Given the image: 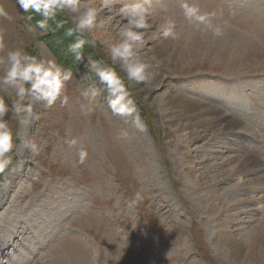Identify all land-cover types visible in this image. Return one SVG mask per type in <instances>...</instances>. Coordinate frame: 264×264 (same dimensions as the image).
<instances>
[{
	"label": "rangeland",
	"instance_id": "obj_1",
	"mask_svg": "<svg viewBox=\"0 0 264 264\" xmlns=\"http://www.w3.org/2000/svg\"><path fill=\"white\" fill-rule=\"evenodd\" d=\"M188 2L215 13L214 23L264 54V0ZM180 3L151 0L153 28L140 52L151 77L130 89L140 131L131 117L111 115L106 92L92 113L80 107L82 84L103 89L88 61L110 62L108 45L122 22L119 2L110 13L112 28L98 31L96 47L85 44L77 62L68 50L76 34L30 32L35 21L24 18L15 0H0L12 17H0V56L22 48L73 71L66 103L36 102L26 129L11 121L19 135L12 154L17 171L0 177L10 181L0 184V234L7 235L4 224L15 213L26 217L18 227L24 233L11 224L10 241L0 243V264H264V59L229 60L218 37L188 23ZM165 17L182 32L178 40L156 36ZM192 100L206 106L195 112ZM229 121L235 129L225 127ZM26 137L37 142V152L24 148ZM238 163L244 168L231 171ZM136 191L144 199L129 208Z\"/></svg>",
	"mask_w": 264,
	"mask_h": 264
},
{
	"label": "clouds",
	"instance_id": "obj_2",
	"mask_svg": "<svg viewBox=\"0 0 264 264\" xmlns=\"http://www.w3.org/2000/svg\"><path fill=\"white\" fill-rule=\"evenodd\" d=\"M117 2L119 7L116 8V13L122 22L116 29V37L108 45L110 62L88 61V67L94 70L103 89L95 82L82 84L79 89V98L82 101L80 107L84 114L92 113L101 104L99 98L106 92V107L111 115L125 119L131 117L133 126L143 131L144 125L130 89L134 85L147 82L151 77L150 65L140 55L146 44L145 36L153 28L151 18L154 11L151 0H99V4L96 0H15L16 5L23 10L24 18L35 21L34 25H28V31L39 30L46 36L65 29V38L76 34L77 39L69 43L68 50L74 53L77 62L84 59L85 44L96 47L95 34L98 31L107 32L112 28L110 13ZM180 8L188 23L202 26V30L210 32L213 37H222L225 34L224 25L213 22L215 13L201 12L195 3L188 0H181ZM102 11L109 14L101 15ZM58 15L63 18L58 19ZM0 17L5 20L12 19L3 7H0ZM69 22L72 26L65 28ZM181 35L182 32L177 30L175 21L170 17L163 18L156 32V36L163 40L175 41ZM3 48V33L0 32V50ZM72 78L73 71L70 67H64L55 59L46 60L32 55L22 48L9 49L0 56V177L5 176L6 172L15 174L17 171L13 167L12 154L19 135L13 131L11 121L15 119L18 128L26 129L36 118V102L44 101L47 108H52L58 100L66 103L67 97L63 93ZM10 90L14 98H6ZM69 143L74 145L76 140L72 139ZM23 146L26 150L38 151L37 142L31 137L24 139ZM78 156V163L83 164L87 152L81 149ZM7 183L10 181H0L4 186ZM143 199V193L136 191L128 201V207L139 205Z\"/></svg>",
	"mask_w": 264,
	"mask_h": 264
},
{
	"label": "bare ground",
	"instance_id": "obj_3",
	"mask_svg": "<svg viewBox=\"0 0 264 264\" xmlns=\"http://www.w3.org/2000/svg\"><path fill=\"white\" fill-rule=\"evenodd\" d=\"M157 19V18H156ZM224 35L222 36V37H218V41H220L221 43H222V45L224 46V48H223V52L222 53H220V54H224L225 53V50H226V52H227V54H228V58H229V60L230 59H232V60H234V61H236V63H237V61H239V60H246L247 59V56H252V57H257V59H260V58H262V59H264V54H262V52L259 50V49H257V47H255V46H252V45H249V43H246V42H244L242 39H239V40H237L235 37H234V35H232L229 31H225L224 30ZM196 41H198V40H196ZM255 48V49H254ZM239 49L240 50H243L241 53H239ZM226 54V55H227ZM244 55V56H243ZM221 57V56H220ZM227 58V59H228ZM202 89V88H201ZM210 95H212V96H214V94H213V92L209 89V91H207ZM204 93H206V92H204ZM207 93V94H208ZM205 99V98H204ZM212 99V98H211ZM199 100V99H198ZM206 102V101H205ZM214 102H215V100H214ZM214 104V103H213ZM189 105H190V109L192 110L193 109V111H195V112H197V111H199L200 109H202L204 106H206L203 102H201V101H196V102H193V100H192V103H189ZM217 105V104H216ZM210 106H211V104H210ZM214 106V105H213ZM218 106V105H217ZM216 106V107H217ZM186 107V106H185ZM209 107V106H208ZM213 108V107H212ZM214 109V108H213ZM205 110V109H204ZM220 110H221V108H220ZM207 111H210L208 108H207ZM192 112V111H191ZM216 112V111H215ZM218 113V112H217ZM196 114V113H195ZM222 114H224V113H222ZM165 116H167V114L165 115ZM225 116V115H224ZM215 117H216V115H215ZM166 118V120H167V123H169V124H174V118L173 117H165ZM226 121V120H225ZM232 121V120H231ZM221 122V121H220ZM235 122H237V121H235ZM221 124V123H220ZM223 124V123H222ZM235 124H234V122H226V128H228V129H235L236 127L234 126ZM241 126L239 125V127L238 128H240ZM223 129V128H222ZM223 132H224V130H223ZM190 134V133H189ZM220 136V135H219ZM217 138V137H216ZM189 139V138H188ZM218 140V139H217ZM213 142V141H212ZM211 142V143H212ZM213 143H215V142H213ZM219 143V142H218ZM217 144V143H216ZM159 152V151H158ZM180 154V153H179ZM186 157V156H185ZM237 157V156H236ZM250 158V157H249ZM248 158V159H249ZM146 159V158H145ZM251 159V158H250ZM252 160V159H251ZM254 160V159H253ZM235 161V160H234ZM248 161V160H247ZM251 162V161H250ZM249 162V163H250ZM225 163V162H224ZM248 163V164H249ZM255 163V162H254ZM245 164V163H244ZM244 164H240V163H238L237 164V166H235V167H232L231 168V171H237V170H240L241 168H244ZM257 164V163H256ZM247 166V165H246ZM253 167V166H252ZM246 169V168H245ZM249 169V168H248ZM243 170V169H242ZM250 170V169H249ZM256 171V170H255ZM246 172V171H245ZM253 172V171H252ZM247 173V172H246ZM248 175V174H247ZM186 177L188 178V180L190 179V181H191V175L189 174V173H187L186 174ZM193 177V176H192ZM254 178V177H253ZM251 179H252V177H251ZM258 179H260L259 177H258ZM262 179V178H261ZM253 181H255V180H253ZM261 181V180H260ZM263 181V180H262ZM192 182V181H191ZM258 184V183H257ZM260 184V183H259ZM260 185H258V187H259ZM201 193V192H200ZM195 194H197V193H195ZM199 199V198H198ZM255 199V198H254ZM206 199H204L203 201H205ZM206 201H208V206L210 205V203H212V204H214V205H216V203H214L213 201H210V200H206ZM263 203V202H262ZM259 204V203H258ZM264 206V205H263ZM18 212V211H17ZM7 213V212H6ZM218 213V212H217ZM17 216H20L19 218H17ZM15 217L16 218H13L12 219V221L11 222H7V224H4V226H5V230H6V232H7V235L6 236H4L3 234H0V243H2L3 241L5 242V241H10V238H11V229H13V228H11L12 226H10L11 224L12 225H14V229H13V232L15 231V230H17V234H19V232H21L22 234L24 233V231H23V229H19L20 227H19V225H20V220L22 219H25V217L26 216H21V214H16L15 213ZM7 218V217H6ZM16 222V223H15ZM9 223V224H8ZM15 223V224H14ZM0 224H2V223H0ZM21 227H22V225H20ZM19 227V228H18ZM1 232V231H0ZM3 242V244H5ZM7 244V243H6ZM2 247V246H1ZM5 247V246H4Z\"/></svg>",
	"mask_w": 264,
	"mask_h": 264
}]
</instances>
